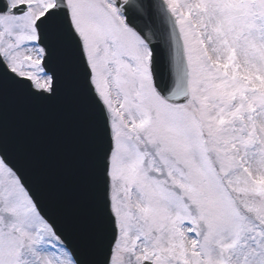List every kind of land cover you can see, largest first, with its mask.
<instances>
[{"label":"snow or ice","instance_id":"1","mask_svg":"<svg viewBox=\"0 0 264 264\" xmlns=\"http://www.w3.org/2000/svg\"><path fill=\"white\" fill-rule=\"evenodd\" d=\"M61 99L71 195L4 131ZM0 264H264V0H0Z\"/></svg>","mask_w":264,"mask_h":264},{"label":"water","instance_id":"2","mask_svg":"<svg viewBox=\"0 0 264 264\" xmlns=\"http://www.w3.org/2000/svg\"><path fill=\"white\" fill-rule=\"evenodd\" d=\"M60 59L54 62V68ZM4 131L14 162L46 194L59 190L71 195L80 187L87 141L73 103L61 99L49 104L10 107Z\"/></svg>","mask_w":264,"mask_h":264}]
</instances>
